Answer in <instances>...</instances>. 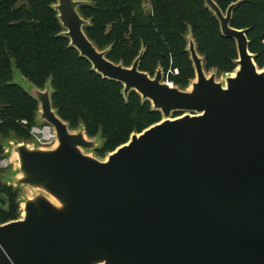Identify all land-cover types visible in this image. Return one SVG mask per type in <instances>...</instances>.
<instances>
[{
	"label": "water",
	"instance_id": "water-1",
	"mask_svg": "<svg viewBox=\"0 0 264 264\" xmlns=\"http://www.w3.org/2000/svg\"><path fill=\"white\" fill-rule=\"evenodd\" d=\"M203 2L234 41L236 68L223 81L207 76L188 34L195 79L180 89L163 82L160 69L153 77L139 70L143 51L130 67L107 60L84 33L85 2L56 0L69 46L162 119L100 160L88 154L97 141L58 117L51 88L21 87L55 142L7 147L10 186L30 195L19 219L0 224V264H264V69L248 51L246 30L230 27L242 0L225 12Z\"/></svg>",
	"mask_w": 264,
	"mask_h": 264
},
{
	"label": "trees",
	"instance_id": "trees-1",
	"mask_svg": "<svg viewBox=\"0 0 264 264\" xmlns=\"http://www.w3.org/2000/svg\"><path fill=\"white\" fill-rule=\"evenodd\" d=\"M80 16L89 22L86 37L106 59L130 67L143 51L139 70L149 76L158 65H172L179 74L173 82L185 89L194 78L186 52L191 35L204 70L236 68L233 40L221 35L219 24L203 0H81ZM222 12L238 0H213ZM56 0H0V136H14L17 143L30 140L29 128L37 121L38 103L13 83V70L43 90L49 83L51 105L70 131L83 129L88 139H103L100 155L125 144L161 120L148 101L122 85L103 79L62 35ZM230 27L246 30L248 51L258 68L264 66V0H242L232 13ZM179 114H174L178 116ZM21 121H26L23 126ZM0 144V159L5 157ZM16 192L0 182V224L15 221Z\"/></svg>",
	"mask_w": 264,
	"mask_h": 264
},
{
	"label": "rangeland",
	"instance_id": "rangeland-1",
	"mask_svg": "<svg viewBox=\"0 0 264 264\" xmlns=\"http://www.w3.org/2000/svg\"><path fill=\"white\" fill-rule=\"evenodd\" d=\"M186 50H187V37H186ZM235 51H236V47H235ZM187 52V51H186ZM188 53V52H187ZM236 55H237V51H236ZM201 58H202V61H203V68H204V65H205V61H204V57L202 56V55H199ZM188 59H189V54H188ZM189 61H190V59H189ZM190 63H191V61H190ZM191 66H192V69H193V65H192V63H191ZM171 68H173V69H177L178 70V68H176L175 66H173L172 65V63H171V61L170 62H168V65L167 66H162V65H158L157 67H156V70L154 71V74H155V72L158 70V69H160L161 71H162V80H163V73L165 74L167 71H168V69H171ZM258 69H261V70H263L264 69V66H262V68H258ZM235 70V69H234ZM234 70L233 71H231V72H219L218 70H217V68H215V67H209L208 69H206V70H204L205 71V73H206V75L208 76V75H210V74H212V73H214L215 75H216V80L217 81H223V78L226 76V75H229V74H232L233 72H234ZM179 72V71H178ZM193 72H194V69H193ZM154 74H152V76H150V77H153L154 76ZM179 74V73H178ZM178 76V75H177ZM176 77V76H175ZM174 77V78H175ZM195 79V73H194V78L190 81V82H192L193 80ZM172 81H173V79H172ZM190 82L187 84V86H186V88L185 89H187L188 87H189V84H190ZM13 83H15V84H18L20 87H22L25 91H28L29 90V88L31 87V84L29 83V81L28 80H26V79H24L23 77H21L19 74H18V72H17V70H13ZM174 83V82H173ZM46 86L50 89V85H49V83H47L46 84ZM174 86H177V85H175L174 84ZM161 119H162V117H161ZM40 125V124H39ZM95 140L97 141V149H95V150H93V151H89L88 152V154H90V155H92V156H94V157H96V158H98V159H100V160H104L105 158H106V156L108 155V153L107 154H103V155H100V153H98V151L101 149V147H102V144H103V139L101 138V136L100 135H98L96 138H95ZM24 141V143L26 144V145H31V139L29 140H23ZM10 142H16L15 141V139H14V136L12 135V133H11V136H5V137H2V136H0V144H1V146H3V148L5 149L4 150V155H5V157H3V159H7L5 162H6V164H8L4 169H0V182H1V184H3V185H5V186H9L10 187V182L12 181V180H14L15 179V177H16V175H15V173H14V170H15V161H14V157L12 156V155H9V154H7V147L9 146V144H10ZM12 187V186H11ZM12 189L16 192V199H15V202H16V204H17V206H18V211H17V216H18V218L17 219H19L20 217H21V207H22V201H23V199H25L27 196H29L30 195V193H29V191L28 190H25V189H23V188H21V187H19V188H14V187H12ZM16 219V220H17Z\"/></svg>",
	"mask_w": 264,
	"mask_h": 264
},
{
	"label": "built area",
	"instance_id": "built-area-1",
	"mask_svg": "<svg viewBox=\"0 0 264 264\" xmlns=\"http://www.w3.org/2000/svg\"><path fill=\"white\" fill-rule=\"evenodd\" d=\"M177 69H168V71L163 73V82L166 84L173 86L174 83L172 78L178 75ZM23 126L27 125L26 121H21ZM40 124V125H39ZM29 135L31 137V142L35 143L39 147H50L55 142L54 131L51 126L45 123L36 122L29 128ZM7 159H0V169H4L8 164H6Z\"/></svg>",
	"mask_w": 264,
	"mask_h": 264
}]
</instances>
